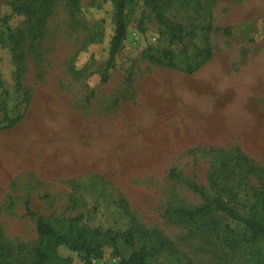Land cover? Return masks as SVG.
<instances>
[{"label": "rangeland", "instance_id": "rangeland-1", "mask_svg": "<svg viewBox=\"0 0 264 264\" xmlns=\"http://www.w3.org/2000/svg\"><path fill=\"white\" fill-rule=\"evenodd\" d=\"M163 8L184 26L183 41L171 44L144 0H130L128 35L104 84L113 0H80L78 8L0 0V127L23 115L0 130V240L16 261L35 260L29 201L57 227L133 232V249L120 237L118 254L106 248L93 264H119L138 250L149 253L148 264H264V239L223 213L166 216L169 207L202 205L191 182L244 217L263 213L264 0H173ZM208 42L212 58L185 73ZM163 51L174 54L176 69L148 59Z\"/></svg>", "mask_w": 264, "mask_h": 264}, {"label": "trees", "instance_id": "trees-1", "mask_svg": "<svg viewBox=\"0 0 264 264\" xmlns=\"http://www.w3.org/2000/svg\"><path fill=\"white\" fill-rule=\"evenodd\" d=\"M74 7L78 8L80 0H68ZM130 0H113L115 9V34L111 40L110 57L105 68L102 83L106 84L115 69V59L119 54L124 41L128 35V23L126 20V7ZM173 0H144L147 8H149L161 28H163L168 40L171 44L181 43L185 37V28L181 24L171 21L164 13V6ZM208 2L214 0H206ZM1 21V20H0ZM208 32L212 31V27L206 28ZM225 35H231L229 29L223 30ZM213 52L208 42L206 48L201 52L203 56L201 62L196 66L187 64L182 70L188 74L196 73L203 65L211 58ZM174 54L171 51H163V56L157 58L150 56L154 63H158L169 69H176ZM6 84L0 76V88H4ZM21 87L20 83H18ZM29 97L26 95V102ZM22 116L15 119H9L6 116L7 125L0 127V130H10L14 128L21 120ZM223 162H227L225 152L219 154ZM264 175V172H263ZM169 179L176 181L179 179L178 169L173 167L169 173ZM191 190L198 194L202 200V205L196 208H188L185 206H173L166 210V216L175 221H185L188 219L195 220L196 218L208 216L212 211L225 214L231 220L242 224L252 235L253 239H264V210L263 213H256L254 217H244L240 212L228 206L221 198H212L208 193L195 182L190 184ZM26 211L28 216L35 219L36 233L38 243L35 249V260L32 264H74L71 256H64L62 252L73 254L79 257L80 264H93L94 259L101 258L105 254V249L110 248L115 254H118L117 242L121 237L130 247H135L133 232H127L121 235L115 234L112 231L101 232L92 230L86 226H79L75 223L67 227H57L49 223L44 217L35 214L31 209L30 202L26 203ZM259 212V210H258ZM149 253L145 250L135 251L129 258L122 259L119 264H148ZM0 264H22L16 261L10 250L0 240Z\"/></svg>", "mask_w": 264, "mask_h": 264}, {"label": "bare ground", "instance_id": "bare-ground-1", "mask_svg": "<svg viewBox=\"0 0 264 264\" xmlns=\"http://www.w3.org/2000/svg\"><path fill=\"white\" fill-rule=\"evenodd\" d=\"M191 111H192V110H191ZM199 111H200V110H199ZM197 112H198V111H197ZM197 114H198V113H197ZM191 115H192V114H191ZM191 115H190V116H191ZM193 115H194V113H193ZM196 116L199 117L198 115H196ZM197 121H198V120H197ZM80 145H81V144H80ZM82 146H83V145H82ZM85 146H86V145H85ZM81 148H82V147H81Z\"/></svg>", "mask_w": 264, "mask_h": 264}]
</instances>
